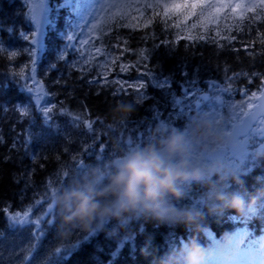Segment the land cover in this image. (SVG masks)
Masks as SVG:
<instances>
[{
	"label": "trees",
	"instance_id": "1",
	"mask_svg": "<svg viewBox=\"0 0 264 264\" xmlns=\"http://www.w3.org/2000/svg\"><path fill=\"white\" fill-rule=\"evenodd\" d=\"M156 5L161 4L105 18L94 41L101 55L88 64L60 59L55 53L56 38L49 36L48 59L36 64L38 77L53 98L48 108L52 121L44 124L41 111L19 90L36 57L18 34L25 22L24 7L14 0H0V264H108L112 253H117L113 264H169L172 241L188 234L202 241L209 230L226 225L222 223L226 216L242 214L248 199L264 202V156H260L258 171L219 182L226 201L210 197L207 184L201 182L185 184L180 199L168 198L178 212L200 213L198 229L171 213L163 218L151 212L125 213L120 219L96 217L86 230L72 218L77 201L70 194L89 186L103 188L115 171L112 159L130 151L127 146L134 150L156 144L162 129L185 124L184 112L173 104L183 90L205 87L209 80L240 90L264 82V21L251 18L264 12L240 9L233 13L225 7L214 15L206 7L198 8L197 16L203 11L208 22L205 32L192 27L196 16L185 20L172 15L165 22L164 9ZM11 26L14 33L9 35ZM27 28L31 36L33 30ZM189 35L206 38L189 40ZM122 66L128 71H120ZM153 77L170 78L173 95L154 87ZM139 84L146 87L135 89ZM121 86H125L124 94L114 95ZM134 90L149 98L133 104L138 100ZM26 103L28 114L20 115ZM103 174L105 179L100 177ZM211 180L217 181V175ZM233 196L242 198L240 210L230 205ZM45 198L50 203L41 208ZM30 211L44 226L39 237L27 226L12 227L9 222V216ZM257 212V224L264 227V209ZM89 233L98 234L80 251L70 248ZM129 235V243L118 247Z\"/></svg>",
	"mask_w": 264,
	"mask_h": 264
},
{
	"label": "clouds",
	"instance_id": "2",
	"mask_svg": "<svg viewBox=\"0 0 264 264\" xmlns=\"http://www.w3.org/2000/svg\"><path fill=\"white\" fill-rule=\"evenodd\" d=\"M226 143L221 136L208 139L201 145L202 151ZM194 145L183 131H173L156 144H147L126 152L115 162V171L108 183L101 189L87 187L84 191H74L70 195L77 201L73 219L78 220L86 230L99 217L120 219L125 213L151 212L156 218L169 213L176 215L186 226L199 228L200 213L193 210L178 212L168 204V198L180 199L184 195L183 186L191 182L206 183L209 196L226 201L225 193L218 190L219 182L227 179L225 165L220 159L211 163L193 157ZM218 180L212 181V175ZM96 197H110L100 201ZM230 205L240 210L243 200L233 196ZM202 248L192 243L187 254V264H201Z\"/></svg>",
	"mask_w": 264,
	"mask_h": 264
},
{
	"label": "snow or ice",
	"instance_id": "3",
	"mask_svg": "<svg viewBox=\"0 0 264 264\" xmlns=\"http://www.w3.org/2000/svg\"><path fill=\"white\" fill-rule=\"evenodd\" d=\"M25 3L27 4L28 0H25ZM44 6H45V0H40V12H39V14L38 15L33 14L31 10H29V12L27 13V16L30 17L32 22L36 25L37 31H39V28H40L41 16H42ZM206 6L208 8H214L217 13H219L220 10L225 8V7L231 9V11L233 13H235L237 10H240V9H246L250 13H253V14H255L258 9L261 10V12H264V0H259L258 4H250V5L249 4H240V3H237L235 5L220 4L219 6L211 5V4L205 5L203 0H176V2L171 3V4H165L162 6L156 5V7H162L164 9L163 15H164V21L165 22L172 15H175L176 17L183 16L185 18V20L189 16H196L197 20L195 23H193L192 27L193 28L201 27L204 29L205 32H207L208 31V27H207L208 22L204 18L203 11H201L199 16H197V13H196V9L199 8V9L203 10ZM152 7H153V5H151V4L145 5V8H152ZM251 18L255 19L256 21H264V15H254ZM212 19H215V16H213ZM240 19H244V16L241 15ZM151 22L152 21H149V23H151ZM126 26L127 27H137V25H126ZM174 26L178 27V25H174ZM237 30L240 31L242 29H237ZM218 34L219 33L217 32V35ZM186 38L189 40H197V39L198 40H204L206 37L204 35H199V36L189 35ZM25 39H30V37L25 36ZM68 39H69V41H71L73 39V37L70 36V37H68ZM225 39H227V37ZM231 39L235 40L236 37L233 36V37H231ZM85 43H87V42H85ZM100 51L101 50L99 48L96 49L97 53H99ZM246 51H247V49H246ZM13 55H15V53H13ZM261 55H264V53H261ZM60 59H64V57L61 56ZM120 71L126 72V71H128V68L122 66ZM169 79L161 80L159 78L153 77L152 78V84L154 87L158 88L162 92L167 90V94L169 96H172L173 93H172V90L170 88ZM90 83H97V81H90ZM112 83L119 84V81H113ZM127 87H133V86L129 85ZM145 87H146V85L139 84V85L135 86V89H141L142 90ZM212 87L218 88L219 86L216 84H213ZM221 91H230V89H222ZM124 92H125V86H121L114 91V95L122 96V94H124ZM134 94H136L138 96V100L132 102L133 104L142 103L143 101H145L149 98L146 94H143L142 92H135V90H134ZM184 95H187V93H184ZM203 98L207 99V96H204ZM219 100H221V99H219ZM179 103H180V100H178V99H175L173 101V104H179ZM44 111H45V113H48L50 110L45 108ZM27 114H28L27 109L21 108L20 115H27ZM210 115L214 116L216 118L217 122L229 133V136L231 139V145L228 149L214 150L213 152L209 153V155H211L215 158H219V159L224 160V162L227 165L236 169V161L237 160H243L245 158V156L247 155V153L249 151L248 146L252 142L253 137L248 134L246 126L240 127V128H232L231 123L227 119H222L217 110H212ZM157 118H158L157 116L153 117V119H157ZM97 123H99V122L97 121ZM87 127L89 129H91L93 127V125L91 123H89L87 125ZM259 135L264 137V131H261L259 133ZM259 146L264 147V143H260ZM49 203H50L49 199L45 198V200L41 203V208H43L45 204L48 205ZM9 218L11 220L19 222L21 224L25 223L29 219L27 213L23 217H21L19 213H16L15 215L9 216ZM36 222L38 223L39 221L37 220ZM97 234L93 235L92 233H89L88 235L83 236L81 239H78L75 244L71 245L70 248L76 249V252L80 251L81 248L83 247V245L88 244L91 241V239L94 236H96ZM131 238H132L131 235L125 236L123 242H126V241L130 240ZM123 242H122L121 246L123 245ZM117 251H119V249ZM116 255H117V253L111 254V258H108V264H113V259L116 257ZM97 259H99V258H97ZM100 264H103V262H100Z\"/></svg>",
	"mask_w": 264,
	"mask_h": 264
},
{
	"label": "rangeland",
	"instance_id": "4",
	"mask_svg": "<svg viewBox=\"0 0 264 264\" xmlns=\"http://www.w3.org/2000/svg\"><path fill=\"white\" fill-rule=\"evenodd\" d=\"M109 0H88L86 7H84V12H88L85 15V18L83 20V24L85 25V31L86 33L89 32L91 26L94 24V21L96 18H100L102 15V11H99L97 8H100L103 4H105V7L110 5L111 2H108ZM92 2V6L90 8H88V5H90V3ZM108 2V3H107ZM69 5H73V10L74 12H76L81 6L80 5V1L79 0H62V3L59 5L60 7H68ZM81 11V10H79ZM69 37H73V39L71 41H69V45L74 48L75 50H81L82 44H85V40L80 39L78 40L76 37L77 35L73 32H70ZM80 41V43L77 45L76 41ZM83 41V43L81 44V42ZM10 221H14L11 220Z\"/></svg>",
	"mask_w": 264,
	"mask_h": 264
},
{
	"label": "water",
	"instance_id": "5",
	"mask_svg": "<svg viewBox=\"0 0 264 264\" xmlns=\"http://www.w3.org/2000/svg\"><path fill=\"white\" fill-rule=\"evenodd\" d=\"M39 12H40L39 7L36 6L35 9H34V14L38 15ZM41 23H42V21H41ZM40 25H41V24H40ZM42 28H43V27H42V25H41V26H40V30H42Z\"/></svg>",
	"mask_w": 264,
	"mask_h": 264
},
{
	"label": "bare ground",
	"instance_id": "6",
	"mask_svg": "<svg viewBox=\"0 0 264 264\" xmlns=\"http://www.w3.org/2000/svg\"><path fill=\"white\" fill-rule=\"evenodd\" d=\"M130 234H131V233H130ZM168 258H169V255H166V254H165V258H164V259H168Z\"/></svg>",
	"mask_w": 264,
	"mask_h": 264
}]
</instances>
